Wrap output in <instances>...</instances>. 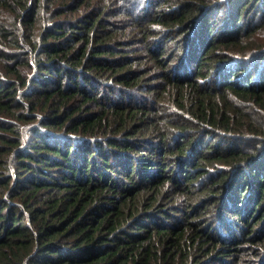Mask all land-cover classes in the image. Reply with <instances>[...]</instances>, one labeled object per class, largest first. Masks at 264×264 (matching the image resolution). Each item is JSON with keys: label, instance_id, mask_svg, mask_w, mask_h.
I'll return each mask as SVG.
<instances>
[{"label": "trees", "instance_id": "16d2710c", "mask_svg": "<svg viewBox=\"0 0 264 264\" xmlns=\"http://www.w3.org/2000/svg\"><path fill=\"white\" fill-rule=\"evenodd\" d=\"M0 264H264V0H0Z\"/></svg>", "mask_w": 264, "mask_h": 264}]
</instances>
